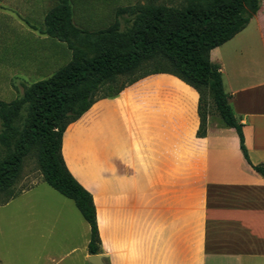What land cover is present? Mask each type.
Masks as SVG:
<instances>
[{
  "label": "crops",
  "instance_id": "0c3cea01",
  "mask_svg": "<svg viewBox=\"0 0 264 264\" xmlns=\"http://www.w3.org/2000/svg\"><path fill=\"white\" fill-rule=\"evenodd\" d=\"M259 1L245 28L209 59L219 67L248 160L264 170ZM198 99L177 77L151 74L96 101L65 129L61 156L91 195L103 264H264V176L214 113L197 136ZM59 209V240L81 254L73 264H90L89 225L80 213Z\"/></svg>",
  "mask_w": 264,
  "mask_h": 264
},
{
  "label": "trees",
  "instance_id": "16d2710c",
  "mask_svg": "<svg viewBox=\"0 0 264 264\" xmlns=\"http://www.w3.org/2000/svg\"><path fill=\"white\" fill-rule=\"evenodd\" d=\"M259 4V0H170L168 4L148 0L117 9L112 24L88 31L74 24L71 0H55L42 28H31L65 44L70 59L50 77L25 85L15 99L0 100V205L15 196L23 160L32 155L42 180L70 199L89 225L87 253L99 254L92 198L65 166L62 136L96 101L114 98L125 87L157 73L171 74L197 92V136L205 135L207 116L214 113L236 131L243 157L264 176L263 168L248 160L219 67L209 59L212 49L245 28Z\"/></svg>",
  "mask_w": 264,
  "mask_h": 264
},
{
  "label": "rangeland",
  "instance_id": "374dc122",
  "mask_svg": "<svg viewBox=\"0 0 264 264\" xmlns=\"http://www.w3.org/2000/svg\"><path fill=\"white\" fill-rule=\"evenodd\" d=\"M146 1L71 0L73 22L88 31L101 30L115 21L117 9ZM54 4L55 0H0V100L15 99L25 85L50 77L70 59L65 44L31 28H42ZM40 177L36 158L25 157L14 186V191L24 190L0 206V264H73L81 257L79 252L68 253V242L59 240L53 218L62 205L81 218L79 212Z\"/></svg>",
  "mask_w": 264,
  "mask_h": 264
},
{
  "label": "water",
  "instance_id": "95a60500",
  "mask_svg": "<svg viewBox=\"0 0 264 264\" xmlns=\"http://www.w3.org/2000/svg\"><path fill=\"white\" fill-rule=\"evenodd\" d=\"M87 260L90 264H103L100 255H90Z\"/></svg>",
  "mask_w": 264,
  "mask_h": 264
}]
</instances>
